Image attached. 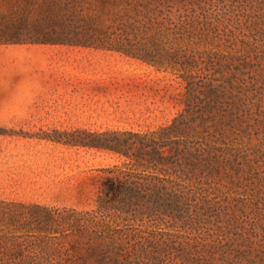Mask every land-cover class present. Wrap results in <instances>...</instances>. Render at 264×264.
Returning a JSON list of instances; mask_svg holds the SVG:
<instances>
[{
  "label": "rangeland",
  "instance_id": "obj_1",
  "mask_svg": "<svg viewBox=\"0 0 264 264\" xmlns=\"http://www.w3.org/2000/svg\"><path fill=\"white\" fill-rule=\"evenodd\" d=\"M85 1L91 14L102 9L100 0ZM51 3L0 0V42L34 43L28 39L59 31ZM172 11L188 49L178 61H189L195 88L178 70L120 52L52 48V72L36 79L37 91L52 97L20 113L17 126L0 124V200L100 217L103 169L131 160L76 141L154 132L190 104L197 131L189 134L208 152L198 209L180 220L116 212L111 223L154 246L133 255L147 264H264V0H175ZM157 51L180 69L170 45Z\"/></svg>",
  "mask_w": 264,
  "mask_h": 264
},
{
  "label": "trees",
  "instance_id": "obj_2",
  "mask_svg": "<svg viewBox=\"0 0 264 264\" xmlns=\"http://www.w3.org/2000/svg\"><path fill=\"white\" fill-rule=\"evenodd\" d=\"M174 2L100 0L102 9L91 14L92 3L85 0H52L50 12L59 31L28 40L120 52L166 71L178 70L192 90L198 84L196 75L189 61H178L179 52L184 51L185 57L188 49L181 47L185 25L172 20ZM149 44L156 51H148ZM166 45L174 50L171 62L180 64V69L168 67L165 55L157 51ZM195 122L189 104L171 126L154 132L106 133L98 137L113 138L76 141L131 160L103 169L108 175L101 185L100 217L89 211L0 200V264H147V257L133 255L145 254L154 246L141 243L142 237L128 238L131 229L117 228L111 219L116 212L141 220H180L194 215L199 195L204 197L202 178L208 153L189 134L197 131Z\"/></svg>",
  "mask_w": 264,
  "mask_h": 264
},
{
  "label": "crops",
  "instance_id": "obj_3",
  "mask_svg": "<svg viewBox=\"0 0 264 264\" xmlns=\"http://www.w3.org/2000/svg\"><path fill=\"white\" fill-rule=\"evenodd\" d=\"M52 48L64 51L65 45L0 42L1 125L17 126L20 113L33 111L38 99L52 97L53 91H37L36 81L38 73L52 72V64L47 62ZM38 56H43L44 61H39Z\"/></svg>",
  "mask_w": 264,
  "mask_h": 264
}]
</instances>
